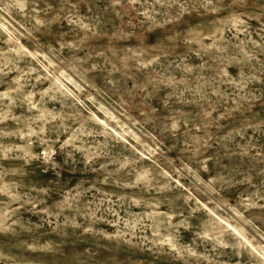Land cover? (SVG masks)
<instances>
[{"label":"rangeland","instance_id":"1","mask_svg":"<svg viewBox=\"0 0 264 264\" xmlns=\"http://www.w3.org/2000/svg\"><path fill=\"white\" fill-rule=\"evenodd\" d=\"M0 264H264V0H0Z\"/></svg>","mask_w":264,"mask_h":264}]
</instances>
